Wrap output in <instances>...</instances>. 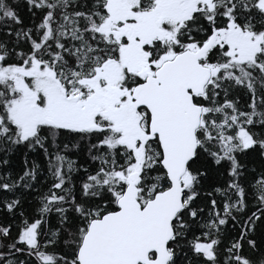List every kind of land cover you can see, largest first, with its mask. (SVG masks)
<instances>
[{
  "label": "snow or ice",
  "instance_id": "snow-or-ice-1",
  "mask_svg": "<svg viewBox=\"0 0 264 264\" xmlns=\"http://www.w3.org/2000/svg\"><path fill=\"white\" fill-rule=\"evenodd\" d=\"M0 264H264V0H0Z\"/></svg>",
  "mask_w": 264,
  "mask_h": 264
}]
</instances>
